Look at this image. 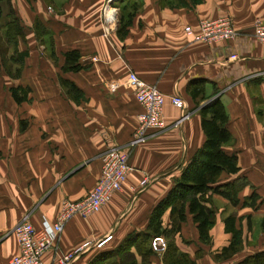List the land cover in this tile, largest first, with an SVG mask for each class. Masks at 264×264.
Here are the masks:
<instances>
[{
    "label": "crops",
    "instance_id": "obj_1",
    "mask_svg": "<svg viewBox=\"0 0 264 264\" xmlns=\"http://www.w3.org/2000/svg\"><path fill=\"white\" fill-rule=\"evenodd\" d=\"M59 1L49 12L44 1L36 0V17L53 32L57 59L44 44L41 60L46 62L26 67L16 85L31 88L30 101L20 103V126L0 127V264H10L20 252L13 231L18 223L26 216L38 230L54 223L64 200L82 199L95 187L104 153L132 140L143 108L129 85L131 72L157 83L166 95L167 128L131 149L132 169L122 190L98 212L73 217L57 241V253L48 250L44 260L60 264L61 255L80 248L70 264H165V252L154 251L144 260L135 246L124 247L129 237L149 230L155 207L203 147L201 108L218 97L236 140L226 149L238 153L241 166L238 174H225L222 180L241 175L250 184L239 193L237 205L213 195L217 223L210 244L201 241L192 215L176 243L199 264H238L264 251V45L253 35L256 20L264 19V0H142L125 35L119 32L121 14L117 27L105 34L106 0ZM114 3L123 6L121 0ZM223 16L232 19L236 38L213 43L196 38L201 20ZM72 49L80 51L83 68L65 72V53ZM62 78L81 90L78 99ZM195 86L204 87L206 99L200 105L191 94ZM173 95L184 99V108L173 104ZM185 112L189 117L177 126ZM254 191L259 195L255 205H244ZM234 212L244 246L219 260L217 254L233 239L225 219ZM170 223L167 209L164 227ZM109 234L113 238L97 246Z\"/></svg>",
    "mask_w": 264,
    "mask_h": 264
},
{
    "label": "trees",
    "instance_id": "obj_2",
    "mask_svg": "<svg viewBox=\"0 0 264 264\" xmlns=\"http://www.w3.org/2000/svg\"><path fill=\"white\" fill-rule=\"evenodd\" d=\"M44 1L54 2V0ZM121 2L123 6L119 32L121 35H125L135 14L141 8L142 0H121ZM6 4L8 5V12L4 16ZM11 4V0H0V55L6 71L13 78H20L30 53L29 50H21L19 47L21 39L25 36V27L15 14ZM2 18H6V20ZM35 33L46 45L50 56L56 60L53 32L39 18L35 22ZM9 50H13V52L8 54ZM80 60L81 53L78 49L67 51L63 70L65 72L80 71L83 68ZM14 64L17 65L16 68H13ZM62 84L74 99H78L81 90L76 87L75 83L62 78ZM11 91L17 103L30 101L31 88L29 86L18 85L12 87ZM203 92L204 87L202 86H195L191 89V94L194 99H197L199 105L202 100L206 99ZM201 94L203 95L199 99ZM201 114L202 126L206 136L203 147L183 168L180 177L168 195L155 207L149 230L136 233L132 236L133 238L129 237L131 239L130 244L124 247V250L127 251L129 247L135 246L144 260L155 253L151 246L153 238L165 236L168 241V247L164 254L165 264H199L187 252L182 251L176 243V236L181 232L183 223L188 220L189 215H192L193 222L199 230L201 241L210 244L212 242L211 230L217 223V210L212 205L213 195H222L237 205L240 202L239 193L250 184L247 178L241 175L231 181L223 182L222 180L223 175L238 174L241 170L238 153L226 149V146L234 145L236 140L229 129L230 115L225 103L221 98H215L201 108ZM259 115H263V112L260 111ZM21 127L22 129L26 127L24 121L21 122ZM258 197V193L254 191L246 199L244 205H248V203L255 205ZM167 209H170L171 223L169 227H164L163 216ZM235 222V212L225 219L226 230L233 233V239L228 246H225L217 254L219 260L229 259L243 249V231L235 226ZM128 264L139 263L134 260L129 261ZM238 264H264V251L248 256Z\"/></svg>",
    "mask_w": 264,
    "mask_h": 264
},
{
    "label": "built area",
    "instance_id": "obj_3",
    "mask_svg": "<svg viewBox=\"0 0 264 264\" xmlns=\"http://www.w3.org/2000/svg\"><path fill=\"white\" fill-rule=\"evenodd\" d=\"M114 1L106 0L102 13L105 34L107 35L117 27L118 23V8ZM199 25L200 33L196 38L209 43L231 40L238 35L232 19L228 16L216 19H203ZM185 29L188 33H192L191 26H187ZM253 35L257 41L264 45L263 18L256 20ZM232 57L236 58L237 56L233 55ZM128 81L137 101L143 108L138 114V126L132 140L125 146H113L104 153L102 173L95 187L82 199L64 200L61 211L54 223L38 230L29 220V216H26L15 226L13 231L18 237L20 252L12 258L10 264H57L56 259L47 262L43 257L50 249L56 250L57 253L59 249L57 241L60 239L67 223L77 215L86 217L98 212L109 203L113 195L122 190L132 169L129 162L131 149L146 142L153 134L167 128L164 118L166 95L161 91L158 84L142 79L135 72L130 73ZM171 100L176 106L185 107V101L182 97L173 95ZM189 115V112L183 113L176 125L178 126L185 121ZM141 184L143 187L147 186L148 180L144 179ZM112 238V234L107 235L97 243V246H103ZM167 247L168 242L164 236H155L153 238L152 248L154 251L165 252ZM79 251L80 248L61 255L58 262L60 264H70L77 258Z\"/></svg>",
    "mask_w": 264,
    "mask_h": 264
},
{
    "label": "rangeland",
    "instance_id": "obj_4",
    "mask_svg": "<svg viewBox=\"0 0 264 264\" xmlns=\"http://www.w3.org/2000/svg\"><path fill=\"white\" fill-rule=\"evenodd\" d=\"M59 2V0H56V3ZM11 3V5H13L14 7L15 14L20 18L22 24L25 27V36L21 39L19 47L21 50H29L30 53V55L26 59L25 67L23 69L25 70L26 67L29 68L36 62H46L44 60H41L43 54L42 48L44 47V43L41 38H39V36H37V34L35 33V22L37 19L36 14L38 9L36 0H11ZM43 3L47 11L51 12L53 10V8L51 7L53 3H48L46 1H44ZM7 6V4L6 6H4V16L8 12ZM54 6H56V4ZM117 8L119 19L120 14H122V6H117ZM3 20H6V18H4ZM12 52L13 50H9L8 54H11ZM16 66L17 65L14 64L13 68H16ZM22 74L24 75V71L22 72ZM23 75L21 77H23ZM20 78H13V76H11L6 71L0 55V127H5L7 125L20 126L21 104L15 101L11 91L12 87H15L17 84H19Z\"/></svg>",
    "mask_w": 264,
    "mask_h": 264
}]
</instances>
